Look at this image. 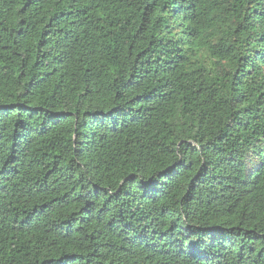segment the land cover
Returning a JSON list of instances; mask_svg holds the SVG:
<instances>
[{
    "label": "trees",
    "instance_id": "trees-1",
    "mask_svg": "<svg viewBox=\"0 0 264 264\" xmlns=\"http://www.w3.org/2000/svg\"><path fill=\"white\" fill-rule=\"evenodd\" d=\"M0 264H264V0H0Z\"/></svg>",
    "mask_w": 264,
    "mask_h": 264
}]
</instances>
